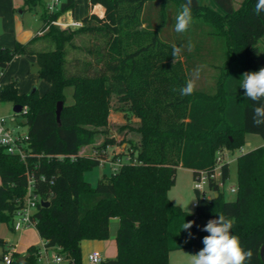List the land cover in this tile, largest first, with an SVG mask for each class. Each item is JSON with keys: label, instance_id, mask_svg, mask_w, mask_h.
Returning a JSON list of instances; mask_svg holds the SVG:
<instances>
[{"label": "trees", "instance_id": "1", "mask_svg": "<svg viewBox=\"0 0 264 264\" xmlns=\"http://www.w3.org/2000/svg\"><path fill=\"white\" fill-rule=\"evenodd\" d=\"M214 1L219 10L193 0V23L185 33H177L175 16L185 0H90L105 8L104 16L91 13L80 26L61 28L52 21L74 7V0H62L56 11L44 9L42 26L30 40L0 46V80L15 56L34 54L39 75L49 83L42 95L37 90L20 93L17 78L0 85L1 101L26 107L15 114L22 115L18 123L27 126L32 147L23 160L0 145L1 222L13 228L32 170L35 192L49 202L46 206L39 202L32 214L36 228L45 247H59L69 264H81L83 239L110 237L112 217L119 218L118 252L105 264H170L174 250L201 251L203 238L209 235L203 230L208 222L201 220L218 219L220 214L234 219L231 233L245 251L252 250L246 264H264V144L238 156L235 199H226L223 192L206 198L196 191L195 210L189 211L168 195L178 166L192 169L196 178L201 170L213 168L218 151L241 148L246 134L264 139V125L253 124L257 102L239 87L245 72L264 68L258 47L264 36V13H254L257 0H243L238 8L233 0ZM25 2L36 8L40 0ZM195 34L200 62L204 63L206 41L213 44L209 53L225 51V56L223 62H211L218 70L214 87L182 96L179 89L189 80L186 62L189 59L190 64L192 55L183 51L186 59L180 55L174 61L173 45L184 49ZM70 49L84 50L95 59L80 54L70 59ZM68 87L73 88L72 103H67ZM113 97L124 104L120 110L127 117L140 119L134 128L140 140L128 153L109 158L106 146L114 140L94 143L99 128L109 123ZM86 145L96 147L94 153L81 154ZM117 159L122 160L118 169L94 185L85 178V172L102 160ZM228 165L223 164L224 180ZM189 221L194 222L192 228L182 230ZM0 245H6L2 237ZM28 252L25 264H39L40 248L31 245ZM19 257L13 252L10 264H21Z\"/></svg>", "mask_w": 264, "mask_h": 264}, {"label": "rangeland", "instance_id": "2", "mask_svg": "<svg viewBox=\"0 0 264 264\" xmlns=\"http://www.w3.org/2000/svg\"><path fill=\"white\" fill-rule=\"evenodd\" d=\"M51 0H40L39 4L36 8H30L28 5H26L25 0H23L21 6H19L17 9L20 11V9H23L25 11L24 16H21L18 12V16L20 17L21 21H24L26 28H31L32 30L36 31L39 27L42 26V22L40 21V16L44 9H46L47 3ZM202 4H207L211 6L214 9L219 10L218 5L215 3L214 0H199ZM235 8H238L243 0H233ZM61 27V26H60ZM65 28V27H61ZM78 42H81L78 40ZM90 41H85L84 44H88ZM82 43V42H81ZM200 44L199 36L198 34H195L194 36L184 43V49H182L181 52V58L184 60L186 59L185 54L183 51H186V53H190L192 55V58L190 59V64L188 63V60L186 62L187 71L189 75V79H193V73L194 70L198 66H203L199 79L196 80V88L195 89H205L209 87L215 86V79L217 75V68H215L211 62L214 60L217 63L223 62V54L225 56V51L222 53L221 50L219 51L222 53L219 54L217 51L212 55L209 53V48H211L212 42L206 41L204 44V48L202 50V53L205 55L204 63L199 61V58H196V54L198 53V50H195L196 47ZM213 45V44H212ZM189 46H191V51H189ZM88 47V46H87ZM258 47L260 50V53L264 55V36L259 39ZM80 54L82 58H85L87 60H90L91 57L94 60L95 55H90L87 52L78 51L74 49H70L69 58H73L75 55ZM195 54V55H194ZM214 55H218L215 57ZM195 58H194V57ZM31 74H34V72H31ZM36 74V73H35ZM38 75V74H37ZM19 79V78H18ZM45 80L39 75V82L34 84V86H38L40 91H42L44 87ZM33 86V87H34ZM32 87V88H33ZM31 88V89H32ZM30 91V90H29ZM73 88L68 87L66 89V95H67V103L73 102L72 97ZM2 102V101H0ZM5 106V103H1L0 106ZM121 102L116 97L112 98L111 103V110L109 114V123L105 127L99 128V133L97 134L95 145H101L106 139H113L114 142L110 143L106 146V152L109 158H112L113 156H116L123 152H129L131 146L133 144L139 143L140 140V134L134 129L136 126L139 125L140 119L131 114L129 117L125 115V112L123 110H120L122 107ZM4 108V107H3ZM125 109L127 107H124ZM8 115V117H12V115L15 114L13 111V106L11 107V110L5 115ZM18 121L22 119L21 114H16ZM20 130L25 131L26 128L22 125ZM248 138L251 139V144H248L247 141L243 144L241 148H236L234 150H231L229 148H223V150L218 151L217 155L223 156L225 160L228 162L229 166V176L225 180V184L221 189V192L224 193L226 199H235L236 193H232L229 191L230 186L237 185L238 183V164H237V158L239 155L242 154V152L249 151L255 146L260 145L264 143V139L258 135V134H248ZM92 145H87L84 148L82 147V150H84V153L90 154L94 153L96 150V147ZM112 160H103L101 161V164L93 167L92 169L85 172V178L88 181H91L92 183H96L97 180L102 177L104 174H109L113 171L112 167L115 165L109 164ZM194 173L193 170L190 168L178 166L176 171V179L175 183L171 186V188L168 191V195L171 198V200L183 207L186 210L194 211L195 210V201L197 200V192L194 188ZM206 190L208 194H212V190L210 189L209 185H206ZM217 193V192H216ZM215 193V194H216ZM219 194V193H218ZM210 219H202L201 223L205 224L209 222ZM119 226V225H118ZM23 230L16 231L14 228H12L9 224L6 222L0 221V237H8L11 244L17 243L18 241H21ZM39 247V246H37ZM40 247L43 248V246L40 245ZM6 248V245L1 246L0 245V264L2 263V256L4 254V249ZM52 252V251H51ZM198 254V252H191L188 249H179L175 250L174 253H172L170 258V264H189V258L191 255Z\"/></svg>", "mask_w": 264, "mask_h": 264}, {"label": "crops", "instance_id": "3", "mask_svg": "<svg viewBox=\"0 0 264 264\" xmlns=\"http://www.w3.org/2000/svg\"><path fill=\"white\" fill-rule=\"evenodd\" d=\"M22 2L23 0H0V18L2 23V32L0 33V46L12 47L17 41L26 42L39 32L41 27H39L36 31H34V29L32 30L31 28H26L24 21L20 20V17L18 16L17 12L21 16H24L25 14V11L23 9H20V11L17 9L19 6H21ZM104 12H105V8L101 4L92 5L90 0H74V7L63 12L60 15V20L65 22L70 21L72 19L81 21L82 18L88 14L96 13L97 15L102 17L104 16ZM40 21L42 22L41 16H40ZM35 68H38L36 55L34 54L17 55L11 60L9 67L7 68L2 79L0 80V85L8 83L12 81L14 78L17 79L19 78L17 82V88L20 93L31 92V90L34 87H36L39 94L42 95L46 92L49 83L44 79L45 82L42 91H40L38 86H34V84L39 82V72L36 71ZM31 72H34V74H31ZM1 103L2 104L5 103V106L4 105L0 106V117L9 118L7 114L5 115V113L9 112L11 110V107L14 106V104L10 101H2L0 102V104ZM16 119H17V115H16ZM24 127L26 128L25 131H27V126ZM248 134H246V141L248 144H251L252 141L251 139L248 138ZM263 144L264 143L257 145L255 146V148ZM84 147L85 146H83V148ZM80 153L81 154L84 153V150H82V148L80 150ZM0 182H1V178H0ZM92 184L94 185L95 183ZM118 225H119V218L112 217L110 219L109 238L83 239L81 241V255H82L81 264H92L88 259V255L93 250H99L101 252L103 256V261L100 264H105V261L108 258H114L117 255L118 249H117L116 233H117ZM22 230H23L22 232L23 238L21 239V241H18L17 243L11 244L9 241L10 239L8 237H2L6 241V248L8 249L13 248L15 252H18L20 256H22L29 253L28 248L31 245L39 246L40 248V257L38 259L39 264H53L52 262L54 261V255L58 253L59 247L46 248L45 241L39 235L36 226H29ZM40 245L43 246V248L40 247ZM190 251L194 252L192 250ZM174 252L175 250L170 253V258L172 253ZM189 262H190V258H189ZM2 263L4 264L3 261ZM20 263L25 264L22 262ZM59 264H69V261L67 259H64Z\"/></svg>", "mask_w": 264, "mask_h": 264}, {"label": "clouds", "instance_id": "4", "mask_svg": "<svg viewBox=\"0 0 264 264\" xmlns=\"http://www.w3.org/2000/svg\"><path fill=\"white\" fill-rule=\"evenodd\" d=\"M193 0H185L180 5V10L175 16L174 30L177 33H185L193 23L192 16ZM254 13H264V0H257ZM191 51V46H189ZM182 49L173 45L172 57L174 61L181 55ZM203 66H198L193 73V79H189L186 85L179 89L182 96L191 95L196 88V80L199 79ZM239 87L245 90V96L257 102L253 108V124L264 125V68L259 71L245 72L239 81ZM193 221L184 222L182 230H189ZM234 227V219L226 218L225 215H218V219L210 220L203 228L209 235L203 238L204 248L198 254L191 255L189 264H246L253 256L251 249L245 251L241 246L237 235L231 233Z\"/></svg>", "mask_w": 264, "mask_h": 264}, {"label": "built area", "instance_id": "5", "mask_svg": "<svg viewBox=\"0 0 264 264\" xmlns=\"http://www.w3.org/2000/svg\"><path fill=\"white\" fill-rule=\"evenodd\" d=\"M61 1L62 0H51L47 3V10L49 12L56 11L59 8ZM52 23L65 28H74L82 24L81 21L74 19L67 22L62 21L60 20V16L56 20H53ZM22 111L25 112L26 107L23 106ZM20 127L21 125L16 119V114L9 118L0 117V145L4 146L7 152L16 154L20 159L24 160L26 159L28 153L32 151V147L30 145V137L27 131L20 130ZM225 162H227V160H225L223 156L217 155L215 164L211 170H201L198 173L197 177L194 179V188L200 195L206 198H211L216 192H221V189L225 184V180L223 179V164ZM110 163L115 165L112 167L114 171L121 165L122 160L117 159L115 161H111ZM34 166L36 167L37 164ZM30 171L32 170H28L29 178L27 191L23 200V206L16 211L13 218V228L15 230H22L29 226H36V220L32 217V214L37 209L41 199L34 190L35 177ZM41 177L44 178L43 175ZM206 185H209L210 189L213 191L212 194L207 193ZM237 190V185L229 187V191L232 193H237ZM196 203L197 202L195 201L194 205H196ZM13 252H15V250L13 248H9L4 254L3 260L5 264L11 263L13 260ZM88 259L92 264H100L103 261V256L99 250H93L89 253ZM63 260V257L57 253L54 255V261L52 263L59 264Z\"/></svg>", "mask_w": 264, "mask_h": 264}, {"label": "water", "instance_id": "6", "mask_svg": "<svg viewBox=\"0 0 264 264\" xmlns=\"http://www.w3.org/2000/svg\"><path fill=\"white\" fill-rule=\"evenodd\" d=\"M2 32V23H1V18H0V33ZM36 71H39V68H35ZM37 90L36 87H34L31 92H35ZM23 109V106L21 104H14L13 106V111L15 113H20ZM62 109H63V101H59L57 103V107H56V115H57V121L60 122V118H61V112H62ZM219 194L216 193L215 196H218ZM42 205H49V202L48 201H41ZM30 255V253H27L25 255H22L19 257V261L22 262V263H25L26 262V259L27 257ZM261 255L262 257H264V245L262 246L261 248Z\"/></svg>", "mask_w": 264, "mask_h": 264}]
</instances>
